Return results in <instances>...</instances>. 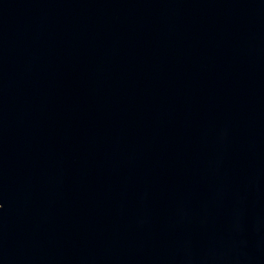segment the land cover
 <instances>
[{"label":"water","instance_id":"obj_1","mask_svg":"<svg viewBox=\"0 0 264 264\" xmlns=\"http://www.w3.org/2000/svg\"><path fill=\"white\" fill-rule=\"evenodd\" d=\"M0 264H264V0H0Z\"/></svg>","mask_w":264,"mask_h":264},{"label":"snow or ice","instance_id":"obj_2","mask_svg":"<svg viewBox=\"0 0 264 264\" xmlns=\"http://www.w3.org/2000/svg\"><path fill=\"white\" fill-rule=\"evenodd\" d=\"M0 207H2V205H0Z\"/></svg>","mask_w":264,"mask_h":264}]
</instances>
